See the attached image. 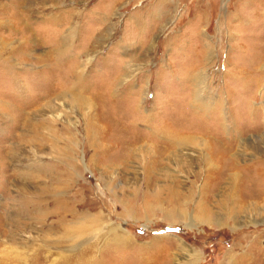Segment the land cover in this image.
Instances as JSON below:
<instances>
[{
  "label": "rangeland",
  "instance_id": "rangeland-1",
  "mask_svg": "<svg viewBox=\"0 0 264 264\" xmlns=\"http://www.w3.org/2000/svg\"><path fill=\"white\" fill-rule=\"evenodd\" d=\"M10 1L0 0V45L10 48L4 54L13 64L0 65V257L11 252L25 264H57L59 254L69 255L64 250L73 244L56 241V193L68 202L77 194V217L100 218L82 242L96 244L101 264H226L230 250L232 264H264V210L263 220L243 226L219 205L240 189L264 187V0H33L19 22ZM63 24H75L66 49ZM75 64L84 66L77 87L93 110L66 98L64 108L47 113L77 84ZM198 72L207 80L195 101ZM52 114L53 124H45ZM155 127L191 129L229 152L219 164L213 160L212 172L198 148L184 159L171 155H180L176 148L159 158L164 141L151 138ZM31 158L33 181L23 180ZM26 197H41L50 214L39 223L26 219ZM200 203L222 223L200 221ZM10 219L34 237L32 248L8 241ZM108 230L129 244L112 246Z\"/></svg>",
  "mask_w": 264,
  "mask_h": 264
},
{
  "label": "bare ground",
  "instance_id": "bare-ground-1",
  "mask_svg": "<svg viewBox=\"0 0 264 264\" xmlns=\"http://www.w3.org/2000/svg\"><path fill=\"white\" fill-rule=\"evenodd\" d=\"M115 1V0H114ZM48 2V1H46ZM60 2V1H59ZM58 2V3H59ZM10 11H12L13 17L15 18L14 22L20 21L22 18L25 19L28 18L29 13L33 10V0H11L9 2V5H7ZM0 7L3 8V5L0 4ZM2 13V12H1ZM77 16V15H76ZM4 18V17H3ZM31 19V18H30ZM27 20V19H26ZM25 25H28L26 22ZM13 22V20H12ZM5 23V22H2ZM7 23V22H6ZM16 23H14L15 25ZM6 25V24H5ZM13 25V24H12ZM13 25L10 26L11 30L15 27ZM65 24L60 25L58 32H60V41L63 44V48L66 49V47L69 45V40L75 36V24L64 27ZM77 25V24H76ZM7 26V25H6ZM17 30V29H16ZM7 46V45H6ZM6 46L0 45V65H8V67L13 68V64L11 63V60L9 57H7L4 53L5 50H9L10 48H7ZM206 46V45H205ZM206 53H210V48L206 47ZM12 49V47H11ZM10 51V50H9ZM7 53V52H6ZM9 53V52H8ZM59 55L63 54V51L60 49L58 50ZM58 56V55H57ZM13 61V60H12ZM1 67V66H0ZM84 66H80L79 64L76 65L71 69L72 73L74 74L75 77V83L76 85L73 84L72 87L66 92L62 93L61 95H57L55 97V102L52 103L51 105H47L46 109H48L47 113H54L57 108L61 109L64 108V100L68 98L72 103L76 104L77 107H83L86 108L87 110H90L94 107V103H92L90 100L84 99L81 91L78 90V83L80 81V75L83 72ZM11 81H12V87L14 88L15 91H17V78L15 73L10 74ZM196 89L194 92L195 95V101L199 100V97L201 96V91H203V83H205V75L204 73H197L196 74ZM205 86V85H204ZM202 98V97H200ZM207 98V97H206ZM213 101V100H212ZM216 105H218V109H222V102L221 101H216ZM1 107V106H0ZM137 108H139V102H137L136 105ZM210 107V106H208ZM206 108V107H205ZM45 109V110H46ZM93 110V109H92ZM43 116V115H42ZM45 116V114H44ZM53 114L49 116L48 115L44 121L45 124H53L52 121H55V117L53 118ZM21 117V116H20ZM224 120V119H223ZM35 121V120H34ZM41 121V120H40ZM43 122V120H42ZM28 123V128L33 132V127H38L37 122L35 121L33 123V119ZM43 127V126H42ZM226 128V127H225ZM91 129V128H90ZM101 132L100 129H96V133ZM194 133L191 131V129H184L182 131L179 130H173L168 127H155L150 131V136L153 140L159 141V139H163L164 142H157L158 143V157H162L163 154L170 148H176L178 150V155L176 154H171L175 160L179 158L184 159L186 158L185 156H192L194 153L195 148H198V152L204 153L202 159H204L206 167L208 168V171H213L212 167L214 168L213 165V160L216 162V164H219L221 162L222 155L224 156L225 153L229 152V149L227 146H222L219 149H214L211 146L210 141H207V137L204 138H199L196 135H193ZM33 134V133H32ZM204 134V133H201ZM44 138V137H43ZM33 139V138H32ZM211 139V138H210ZM49 140V139H48ZM213 140V139H212ZM33 142V140H32ZM125 142V141H124ZM138 142V139L136 141H132L128 145H126L127 150L125 152L126 157L132 153L133 151V146ZM56 143V142H55ZM214 147V146H213ZM125 148V147H124ZM55 151H60V149L57 147L53 148ZM125 150V149H123ZM149 151V150H148ZM174 153V152H173ZM185 155V156H184ZM33 156V155H32ZM201 159V158H200ZM218 166V165H217ZM77 166H72L69 167L70 170L76 169ZM218 171H220L221 168H216ZM33 158H31L30 164L27 163L22 170L20 171V176L23 178V180H32L33 181ZM207 172V171H206ZM221 174L225 172V170L220 171ZM218 173V172H217ZM66 175L68 180H73L74 174L72 172H67ZM209 176V174H207ZM237 174L233 173L231 176H237ZM235 178V177H234ZM215 179V178H214ZM253 184H256V182ZM63 189L67 188L66 185L62 187ZM44 194L47 192L45 189L41 188L40 189ZM246 191V189H240L236 192H233L231 195V203L229 204L225 203V205H220L221 209L226 211L227 215H230L229 217L235 224H241L243 226H248L249 224L256 225L258 222H260L262 219L261 217V212L260 210L264 208H261L259 205L262 202L264 204V187L258 190L257 192H246L243 193L242 191ZM249 191V190H248ZM40 194V193H38ZM76 196H72L68 198L70 202L66 200V198H57V194L55 193V208L56 210V216H57V226L61 229V235L59 237L58 241H63L66 243H72L71 249H66L64 250L65 252H68L69 255L65 256L63 254H59V261L57 264H101L100 260L95 259L96 258V244H90L86 248V244L82 242L86 237L94 230H98V222L100 220L99 217L93 216V215H86L85 214L82 217H77L79 213L77 211L79 210L80 206L77 205V210H75V207L73 206L77 202V194ZM43 196V195H42ZM33 197V196H32ZM40 200H37L34 198H29L26 197V199L23 201L22 207H26L27 209L25 210V218L30 220V221H35V222H41L44 217H47L50 212L44 211L43 207V200H41V197H39ZM227 199V198H226ZM229 200V199H228ZM261 200V202H260ZM221 211V210H220ZM222 211V212H224ZM69 213V214H68ZM197 218L202 221V222H213L215 224H221L223 217L217 215L216 213H213L208 206L205 205V203H200L197 209ZM225 213V212H224ZM68 214V215H67ZM184 214V213H183ZM12 216V215H11ZM72 216L74 217V221L68 220L67 217ZM169 218L172 217L171 215L168 216ZM82 218V219H81ZM80 219L82 221H80ZM86 219L88 224H85L84 220ZM10 223L8 224L9 227V239L8 241L13 244H20L23 245L25 248H32L33 247V236L26 232L25 229L21 228V223L19 221H13V219H10ZM13 222V223H12ZM109 231V230H108ZM114 232L113 230H110L108 232V235ZM17 234V236H16ZM46 239V238H44ZM82 242V244H81ZM96 242V241H95ZM108 243H112V246L122 248L124 246H127L129 244V239L126 237H119L116 234L111 233V237L108 239ZM83 245V246H82ZM85 246V247H84ZM82 247V248H81ZM261 250H264V248H260ZM77 250V251H75ZM74 251V252H73ZM92 251V252H90ZM77 252V253H75ZM73 253V254H72ZM247 255L249 253H243L240 254V261L243 263L245 259H247ZM0 257V264H7L5 263L4 260L6 261H11V264L15 262L16 264H25L27 261L25 257H21L18 254H11L9 253H4ZM233 251L227 252V255L225 257V262L226 264H232L234 262L233 260ZM55 262V261H54ZM53 262V264H54ZM56 263V262H55ZM10 264V263H8Z\"/></svg>",
  "mask_w": 264,
  "mask_h": 264
}]
</instances>
